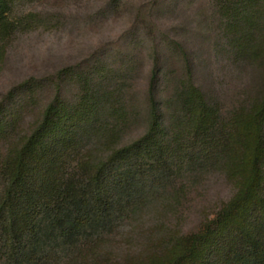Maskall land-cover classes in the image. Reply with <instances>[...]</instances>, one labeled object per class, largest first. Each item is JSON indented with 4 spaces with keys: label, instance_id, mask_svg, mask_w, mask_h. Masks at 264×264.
Returning <instances> with one entry per match:
<instances>
[{
    "label": "rangeland",
    "instance_id": "1",
    "mask_svg": "<svg viewBox=\"0 0 264 264\" xmlns=\"http://www.w3.org/2000/svg\"><path fill=\"white\" fill-rule=\"evenodd\" d=\"M4 1L0 167L57 99L66 111L91 106L74 139L80 154L102 158L148 131L153 84L166 124L184 115L171 101L188 90L189 72L226 131L264 98V0ZM148 182L160 199L103 240L105 263L143 262L162 240L201 231L236 194L224 170L200 163Z\"/></svg>",
    "mask_w": 264,
    "mask_h": 264
},
{
    "label": "trees",
    "instance_id": "2",
    "mask_svg": "<svg viewBox=\"0 0 264 264\" xmlns=\"http://www.w3.org/2000/svg\"><path fill=\"white\" fill-rule=\"evenodd\" d=\"M188 74V90L171 101L183 116L166 124L153 84L148 131L102 158L80 154L74 139L90 120L89 104L66 111L57 99L48 107L0 167V264H109L103 240L129 211L160 199L149 177L176 178L193 163L224 170L236 194L198 233L162 240L146 260L128 264H264V98L226 131ZM72 154L79 161L67 171Z\"/></svg>",
    "mask_w": 264,
    "mask_h": 264
}]
</instances>
